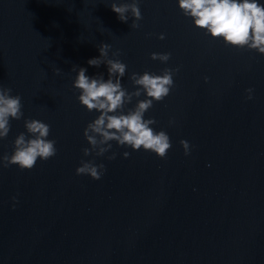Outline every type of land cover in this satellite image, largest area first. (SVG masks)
Listing matches in <instances>:
<instances>
[{"label": "water", "instance_id": "95a60500", "mask_svg": "<svg viewBox=\"0 0 264 264\" xmlns=\"http://www.w3.org/2000/svg\"><path fill=\"white\" fill-rule=\"evenodd\" d=\"M113 2L130 0H0V85L23 105L0 156L32 119L50 126L57 148L31 170L0 168V264H264V56L212 39L177 0H139L137 29L118 20ZM101 43L127 65L129 92L132 73L180 69L144 116L170 137L165 158L115 142L103 157H84L83 131L99 114L80 106L71 69L106 81V65L87 64ZM92 159L105 165L98 181L75 174Z\"/></svg>", "mask_w": 264, "mask_h": 264}, {"label": "clouds", "instance_id": "9594fccd", "mask_svg": "<svg viewBox=\"0 0 264 264\" xmlns=\"http://www.w3.org/2000/svg\"><path fill=\"white\" fill-rule=\"evenodd\" d=\"M181 13L192 20L193 26L206 32L212 39H220L223 43L235 49H247L264 56V4L258 0H177ZM110 9L122 23L131 18V29L140 27L143 19L139 0L127 3H111ZM150 35V34H149ZM165 39L164 34L157 37ZM111 46L101 43L98 47L99 57L87 61L91 67L106 65L108 79L103 75L89 77L87 69L72 67L76 72L72 87L80 94L77 97L80 106L86 111H95L99 115L87 124L83 137L88 147L82 149L84 157L94 154L103 157L112 149V142L117 147L130 148L133 152L143 150L163 159L167 156L172 144L168 134L161 130L155 131L152 125L157 122L153 118L145 119V113L153 107V103L163 101L174 87V75L179 68H165L161 74L150 72L143 74L132 73L129 80L135 91L129 92L121 84L127 65L116 58H108ZM119 51L113 52V57H119ZM152 61L167 63L170 53H152ZM61 70L55 69L53 74L60 75ZM208 82V78H204ZM12 89L0 85V140L5 139L10 130V120L19 121L23 117L21 97L11 95ZM246 99H253V89L246 90ZM145 99L138 100L141 95ZM137 99L135 106L124 112L125 106ZM173 121H169V125ZM24 128L27 133H20L13 142V152L0 156V168L17 166L20 170H31L37 160L47 161L57 154L56 141L49 140L50 126L39 120H25ZM180 146L184 155H190L191 147L188 141L181 140ZM129 152L123 153L128 158ZM116 153L108 156L114 160ZM105 172L104 164L95 163V159L82 160L76 168L77 176H87L93 181L102 178ZM14 199V198H13Z\"/></svg>", "mask_w": 264, "mask_h": 264}]
</instances>
